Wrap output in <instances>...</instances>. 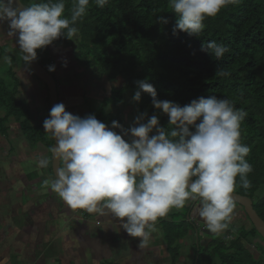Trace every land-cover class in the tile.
I'll return each instance as SVG.
<instances>
[{
	"label": "clouds",
	"instance_id": "clouds-1",
	"mask_svg": "<svg viewBox=\"0 0 264 264\" xmlns=\"http://www.w3.org/2000/svg\"><path fill=\"white\" fill-rule=\"evenodd\" d=\"M238 2L168 0L178 16L173 34L183 31L199 37L206 17H215ZM91 3L103 8L109 0H71L70 16L65 15L66 0H42L29 6L21 0H0V24H8L7 34L16 38L30 65L38 58V49L61 37L74 40L76 25ZM201 50L216 60L229 51L215 41L204 43ZM48 70L54 72L55 66ZM217 75L229 73L218 70ZM136 84L133 101L139 102L142 92L150 94L153 106L168 116V127L155 115L145 122L146 114L138 116L130 128L115 120L109 127L94 115L81 118L57 103L43 122L55 146L51 156L41 155L36 163L41 169L53 161L62 166L54 179L44 180L45 187L72 210L115 219L130 237L138 238L141 249L158 232L159 220L189 201L199 200L198 215L206 228L217 236L223 234L233 219L237 178L244 189L251 187L248 176L253 169L246 159L250 148L241 143L240 131L246 112L216 96H201L180 106L158 99L146 79ZM0 264H8L7 258L0 259Z\"/></svg>",
	"mask_w": 264,
	"mask_h": 264
},
{
	"label": "trees",
	"instance_id": "trees-1",
	"mask_svg": "<svg viewBox=\"0 0 264 264\" xmlns=\"http://www.w3.org/2000/svg\"><path fill=\"white\" fill-rule=\"evenodd\" d=\"M22 2L29 6L42 0ZM70 9L71 0H66V16H70ZM160 17L165 18L167 23H162ZM177 20L178 16L172 11L168 0H109L103 8L91 3L83 20L76 25L78 33L74 40L61 37L53 43L72 47L75 61L88 70L90 77L98 84L106 82L111 85L109 89L102 90L103 98L99 105L95 101L97 112L95 115L91 114L106 125L111 126L115 120L129 128L122 119V106L133 100L137 91L136 82L145 79L155 87L157 98L162 101L184 106L201 96H216L229 100L236 110L246 112L240 131L241 143L250 148L246 159L253 169L248 176L251 187L244 189L237 178L234 193L253 199L257 213L264 220V0H239L236 4L227 5L215 17L205 18V27L199 37L190 36L183 31L173 34ZM13 40L14 45L20 49L15 37ZM209 41L222 43L229 51L222 59L216 60L208 51L201 50L202 45ZM50 48L49 45L43 52L37 50L39 62L47 70L49 66H55L53 62L56 59V56H51ZM21 62L22 66L31 71L23 54ZM218 70L229 75L219 76ZM50 73L58 82L59 90V78ZM54 73L56 74V68ZM117 81L119 86H113ZM41 84L46 89L50 113L48 89L43 82ZM20 87V81H16V88L11 91L0 82V108L4 107L6 110L5 116H0V135L6 138L5 145L8 146L12 140L9 136V122H16L19 131L36 152L32 151L33 155L29 158L26 154L15 155L16 151L11 148L5 154L7 166H17L16 169L12 168V171L17 170L14 174L15 181L23 183L32 180L45 187V179L55 178L52 163L47 168H39L36 161L40 154L36 149L46 147L47 156H51L54 139L45 133L43 122L34 123H38L35 119L37 113L32 112V105L28 103L30 100L27 97L25 100L18 98ZM126 94L131 99H125ZM152 100L150 94L142 92L141 100L135 102V117L146 114V122L155 115L161 125L167 128L168 116L156 109ZM89 103L92 104L93 101ZM114 131L120 133L119 129ZM12 171L5 177L10 179L14 173ZM4 175L2 173V177ZM24 176L26 180H23ZM41 200L37 199L35 203ZM31 204L30 201L28 205ZM11 220L15 224V218ZM17 220H20L19 229L22 226L24 229L18 233L17 239L20 240L21 234L26 236L24 242L34 243L36 235L28 236L23 217L16 219V222ZM186 220L184 218L185 222L181 221L182 224H189L192 230L188 229L180 234L174 235V222L167 224L166 240L169 241L167 244L173 254V264H177L180 257V246L176 241L187 237L189 230L194 237L193 264H264L263 243L260 242L261 246L258 248H253L252 245L257 238L262 241L264 239L250 220L252 228L230 226L234 238L223 239L216 235L207 245L201 243V229L194 218H189L188 222ZM24 239L25 237L21 238V241ZM10 255L14 259L9 260L8 264H18L15 259L18 254L15 253L14 257L13 252H10ZM32 255L35 253L32 252Z\"/></svg>",
	"mask_w": 264,
	"mask_h": 264
},
{
	"label": "rangeland",
	"instance_id": "rangeland-1",
	"mask_svg": "<svg viewBox=\"0 0 264 264\" xmlns=\"http://www.w3.org/2000/svg\"><path fill=\"white\" fill-rule=\"evenodd\" d=\"M3 25V26H2ZM8 24H0V82L7 85V89L13 91L16 88V81H20V94L18 96L19 99L25 100L29 99L28 102L32 105V112L36 111V122L35 124H40V122H44L46 118L49 116L48 112V101L46 97V89L43 84H41L40 80L31 73V71L25 66H22L21 58L22 52L14 45V37L9 36L8 34ZM13 43V44H12ZM17 44V41H16ZM50 54L55 57V62L53 64L56 68V74L52 72L56 77L59 78V96L60 102H62L66 106V111L69 113L79 116L81 118H85L92 113L96 114L97 110H95V101L98 103L102 100L103 94L102 90L104 88L109 89L110 84L103 82L98 84L92 77L88 75V70L84 69L80 66L74 58L72 47H66L57 45L53 43L50 45ZM39 51H44L43 49H39ZM40 53L43 55V53ZM22 53V54H21ZM40 57V56H39ZM66 65V66H65ZM127 100L131 97L126 94L125 99ZM93 101V105L89 103V101ZM47 106V107H46ZM93 107V108H91ZM123 116L122 119L129 125V128L133 126L135 117V101L131 99L129 103L127 102L122 106ZM6 114V110L4 107L0 108V116L4 117ZM10 127V144L5 145L7 141L5 137L0 135V246L3 244L2 241H5L3 247L7 245L11 246V250L13 251V241L18 238V233L24 231L21 227V230L18 226H20V220L16 219L22 218L24 215L22 212L26 209H30L33 205H28L30 201H28V197L24 191L30 192L28 188H25L24 185L27 182H17L15 181V171L17 166H7L6 153L7 151H11L13 148L16 153L15 155H27V157H31L33 152L35 151L33 147L27 142L26 137L21 134L19 131V127L17 123L11 121L9 122ZM36 126V125H35ZM109 126V125H107ZM111 127V126H109ZM127 128V127H126ZM128 140V137H125ZM29 144V145H28ZM11 146V147H10ZM26 146V147H25ZM7 149V150H6ZM39 152V156L48 155L46 147L36 149ZM33 151V152H32ZM36 152V151H35ZM34 167V165L32 166ZM4 168V169H3ZM12 171V177L6 178L5 176ZM2 173H5L4 177H2ZM9 176V175H8ZM25 179V176L23 177ZM32 192V191H31ZM44 200H42L43 202ZM200 206V202L197 201H189L186 203L183 209H171L166 217H163L158 222V232L153 234V238L146 248H138V238L130 237L123 229H121L118 222L115 223V226H111L113 222H111L110 217H95L93 220H100V226L98 227V237L95 240H98V243L93 241L92 243L98 246V250L101 252L100 263L101 264H144L143 256L144 250L148 248H157L160 250L159 254L161 257L165 259L166 264H170V254L165 253L167 242V224L170 222H174V235L180 234L181 232L187 231L188 229L192 230V226L189 224H182L184 218L187 220L189 218H194L196 225L201 229L200 238L201 243L207 245L211 239L216 237L215 234H212L205 226L203 220L198 215V208ZM188 207V209H187ZM11 210L8 212V210ZM14 210L15 213H14ZM179 213V216L175 214ZM15 218V224L12 218ZM186 220V222H188ZM249 218H247L244 209L238 205H235L233 219L223 234L219 235L221 238L225 239L226 237H232L233 231L230 230V226L232 227H240L246 226L247 228L251 227L249 222ZM185 222V221H184ZM113 225V224H112ZM7 227L8 230L4 231V228ZM252 228V227H251ZM190 230L188 236L182 239H178L176 243L180 246L179 254L180 257L177 261V264H193V259L195 256V247H194V237L193 233ZM160 233V235H158ZM157 234V235H156ZM21 238L25 237L21 235ZM161 240L159 241V239ZM166 240V241H165ZM23 241V240H22ZM264 245V241L260 238H257L254 242H252L253 248H258L261 246V243ZM170 246V245H169ZM177 247V246H174ZM21 250H24V247L21 245ZM114 249L115 252H114ZM52 249V248H51ZM1 251V249H0ZM10 251V252H12ZM19 252L18 258H15L18 264H35L33 261V256L30 254L31 260H28L27 255L24 252ZM117 251V252H116ZM126 251H128L129 256L126 257ZM36 255L40 257L43 255L42 252H35ZM15 257V252H13ZM172 254V253H171ZM173 255V254H172ZM182 257V258H181ZM181 258V259H180ZM184 258V260H182ZM164 263V260H161ZM66 263V262H64ZM99 263V264H100ZM151 264V262H150ZM173 264V263H172Z\"/></svg>",
	"mask_w": 264,
	"mask_h": 264
},
{
	"label": "crops",
	"instance_id": "crops-1",
	"mask_svg": "<svg viewBox=\"0 0 264 264\" xmlns=\"http://www.w3.org/2000/svg\"><path fill=\"white\" fill-rule=\"evenodd\" d=\"M24 187L30 190V192L24 191V193H26L28 201H32L34 204L22 214L27 234L28 236L36 235L35 242H24L26 236L23 241L21 238L20 240L16 239L13 241L14 250L12 251L10 245L3 247L5 241H2L0 259L7 258L8 262L14 259L11 258L10 251L19 254L22 251L20 248L22 245L24 247L22 252L27 255L28 260H31V254L35 264H99L101 252L98 250V246L95 247L92 242L98 243L95 238L99 239L100 236L98 234L100 220L94 221L95 217L91 218L77 210L70 209L56 194L54 195L48 188L41 187L32 180ZM40 198L44 201L41 200L36 204L35 201ZM111 222H113V225L111 224L113 227L117 221L111 218ZM7 230L8 228L5 227L4 231ZM165 243L167 244V242ZM113 250L115 252L116 249L113 248ZM159 251L158 247L153 248V246L145 249L143 263L166 264L165 259L160 256L163 254L161 252L159 254ZM32 252H42L43 255L41 257L36 253L32 255ZM165 253L170 254V264H172L173 255L168 244ZM128 256L129 253L126 251V257ZM161 260H164V263Z\"/></svg>",
	"mask_w": 264,
	"mask_h": 264
},
{
	"label": "water",
	"instance_id": "water-1",
	"mask_svg": "<svg viewBox=\"0 0 264 264\" xmlns=\"http://www.w3.org/2000/svg\"><path fill=\"white\" fill-rule=\"evenodd\" d=\"M29 67L31 71L33 72V74L37 77V79H39L41 82H43L47 86L48 94H49V108L51 110V108L55 104L61 103L60 96H59V90H58V82L56 81L55 77L39 62L38 58L35 61H33L29 65ZM55 143L56 142L54 140L53 147L55 146ZM61 166L62 165L60 164L59 161L52 162V172H53L54 177L56 176L57 168ZM232 196L234 198V203L241 206L244 209L245 213L247 214L248 218L250 219L256 231L264 239V220L257 213L254 207L253 199L247 196L239 195L234 192L232 193ZM196 201L198 202L199 200H196ZM77 210H79L80 212L88 216H92V217L96 216L95 214H89L86 211L81 210V209H77Z\"/></svg>",
	"mask_w": 264,
	"mask_h": 264
}]
</instances>
